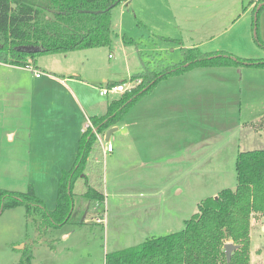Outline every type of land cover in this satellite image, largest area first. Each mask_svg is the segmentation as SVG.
Masks as SVG:
<instances>
[{"label":"rangeland","instance_id":"rangeland-1","mask_svg":"<svg viewBox=\"0 0 264 264\" xmlns=\"http://www.w3.org/2000/svg\"><path fill=\"white\" fill-rule=\"evenodd\" d=\"M164 1L117 5L111 12L109 45L40 54L37 64L30 62L39 76L26 66L0 63V188L23 192L31 183L47 207L54 208L60 172L72 165L75 157L68 150L75 147L60 148L46 141L60 137V122L87 123V111L79 109V93L93 102L118 97L121 92L100 95L98 87L107 86L104 80L129 79L140 69L136 45L165 62L182 59L181 37L164 33L171 26ZM170 1L194 6L202 0ZM240 5L241 0L224 2V17L239 20L223 33L210 35L208 48L220 45L234 56L264 59V14L262 22V11L258 18L260 45L254 35V13L241 15ZM191 36L186 35L183 45ZM186 73L190 78L185 97L170 112L175 124L170 130L160 115L142 120L138 104L116 124L109 138L114 151L103 157L100 205L76 197L69 221L53 229L44 242L35 241V226L25 218L22 206L0 214V264H17L27 247H34L32 264H104L106 253L183 229L200 200L235 188L237 154L264 149V68L197 66ZM77 74L91 86L59 80ZM137 133L143 136L141 156L152 161L140 166L135 161ZM249 259L250 264H264L260 226L251 233Z\"/></svg>","mask_w":264,"mask_h":264},{"label":"trees","instance_id":"trees-1","mask_svg":"<svg viewBox=\"0 0 264 264\" xmlns=\"http://www.w3.org/2000/svg\"><path fill=\"white\" fill-rule=\"evenodd\" d=\"M128 1L0 0V61L25 67L31 61L35 64L40 54L109 45L111 12ZM259 3L261 0H255L253 7L254 35L258 43V18L264 10V4L257 8ZM162 38L180 43L177 39ZM135 49L141 69L128 80L108 83L107 86L127 81L131 84L108 102L103 115L90 117L100 133L116 126L140 98L170 76L197 66L264 68L261 58H242L223 50L203 52L197 46H182V59L178 62H165L164 57L142 52L138 45ZM103 157L93 132H83L73 164L60 172L52 210L47 209L29 183L23 192L0 188V212L22 206L25 216L35 226V241L41 240L49 229L69 221L76 197L97 205L104 201ZM235 169V188L222 189L200 200L197 211L185 221L183 229L106 253L104 264H249L250 220L256 214L264 215V149L239 152ZM227 242L239 245L229 261L223 249ZM32 257L31 247H27L17 264H32Z\"/></svg>","mask_w":264,"mask_h":264},{"label":"crops","instance_id":"crops-1","mask_svg":"<svg viewBox=\"0 0 264 264\" xmlns=\"http://www.w3.org/2000/svg\"><path fill=\"white\" fill-rule=\"evenodd\" d=\"M225 1L227 0H202L200 3H197L196 5L192 6L190 4H187V2H182V4L174 5L170 0H165L164 4H165V8L168 10V16L170 19L171 26H170V30L164 33H166L168 37H174V38L181 37L179 39L181 40V45L183 47L197 46L198 48L202 49V51L205 50L204 52L220 50V47H222L220 45L212 46L210 44L211 47L208 48V44L212 40V38L209 39L210 35H212L213 33H218L220 31H222L221 33H223L230 26H232V24H234L237 20H239V19H235V20L233 19L230 21L231 16H229L227 19L224 17L225 8L222 5H224ZM249 1L251 2H248L247 5H244L243 0H241L240 7L241 9H243L242 10L243 13L241 15H244L248 10L251 12V14H253V7L255 4V1L254 0H249ZM131 2L132 0H129L125 4L129 5L131 4ZM263 11L261 13L262 15L260 16V22H262L263 20V14H264ZM176 31H179L181 33L179 34L180 36L178 35V32ZM183 31L186 32V34H184ZM187 34L192 35L190 37L191 40L190 42H188V44L183 45L182 41L185 40ZM161 35L166 36L165 34H161ZM204 45H206V48L204 47ZM207 49H215V50H207ZM0 63L10 65L7 63H3L1 61ZM35 64H37V62H35ZM19 67H22V66H19ZM140 69H141V65H140ZM139 70H136L135 72ZM73 76L75 78H73ZM73 76L69 75L68 77H64L63 79H59V80L61 83L65 85H67L66 81H70V82H82L83 84L91 86L90 83L86 81L85 79L81 78L79 74L73 75ZM189 78H190V75L184 72L182 74L170 76L166 79L159 81L151 92L144 95L142 98H140L136 102V104H138L139 106V110L141 111V115H142L141 119L142 120H145V118L150 119L153 116L155 117L157 115H160V117H158L160 120H166L164 126L167 127V130H170L172 126H175L174 123H171L170 112L171 110L174 111V109L176 108V104L182 101L183 98L185 97V92H186L185 89L187 87L186 83L189 80ZM103 82L104 84L108 85L107 80H104ZM99 88L100 87H98V91H99ZM113 93L118 94L119 92H113ZM79 95H80L78 96L80 98V100H78L79 109L81 112L87 111L89 115V119L92 116H100L106 112L107 104L109 101L108 102H102V101L93 102L89 100L86 95L84 96L82 92H80ZM163 114H165V116ZM59 124L61 125L60 127L62 129L60 137H58V139L46 141V142L49 145L56 144L60 148H62L63 146H66V144H71V146L74 145L75 151L74 150L71 151V147H70L68 150V153H70L73 157H75L78 139L83 134L82 132L83 126H85L87 123H84L82 125L78 123L74 125V123L61 124L60 122ZM135 137H136L135 139L136 141L135 161L136 163L139 164L138 166L143 165V162L151 163L152 161H146L141 156V153H140L142 149L141 146H142V141H143V138L141 137L143 136L141 135V133H137ZM132 145H133V138L130 139L126 147L130 149ZM113 151H114V148H113ZM30 154H31V151H29V156ZM74 159L75 158H73V160ZM168 159H166L165 161H167ZM37 193L38 192H36V194ZM18 207H15L13 209L12 208L8 209V211L15 210ZM47 209L52 210L53 208L49 209L47 207ZM2 212L3 211H1L0 214H2ZM23 212L25 216L24 208H23ZM25 218L30 222V219H28L26 216ZM263 220H264V215H259V214H256L254 217L251 218L249 236H251L253 229L257 226H260L262 229H264ZM53 229L55 228H51L48 230V232L41 239L42 242L49 240L50 232ZM35 234L37 235L36 230H35ZM32 241L33 240H31L30 242ZM33 244H36V243L33 242ZM33 248L34 247H31L32 255H33ZM33 257H32V261H33ZM249 264H250V259H249Z\"/></svg>","mask_w":264,"mask_h":264},{"label":"built area","instance_id":"built-area-1","mask_svg":"<svg viewBox=\"0 0 264 264\" xmlns=\"http://www.w3.org/2000/svg\"><path fill=\"white\" fill-rule=\"evenodd\" d=\"M110 56H111V54H109V57ZM26 67L29 68L30 70L34 71L35 76H39V72H37L35 68L33 69L31 63H29ZM130 84L131 83H128V84L127 83H119V84H115L113 86L100 87L99 92L101 95H108V93H110V92H123L127 89V87ZM87 131L93 132L96 139L100 143L101 150H102L104 155L107 153H111L113 151L112 144L109 142V140L105 141V139H104L105 135L96 130V128L93 126L90 119L87 121V124L85 126H83V128H82V132H87Z\"/></svg>","mask_w":264,"mask_h":264},{"label":"water","instance_id":"water-1","mask_svg":"<svg viewBox=\"0 0 264 264\" xmlns=\"http://www.w3.org/2000/svg\"><path fill=\"white\" fill-rule=\"evenodd\" d=\"M261 4H264V2L260 3V4L257 6V8L260 7ZM116 129H117V127H116V126H113V127L109 128V129L105 132V138H104L105 141H108V140H109L111 133H112L113 131H115ZM238 246H239V245H235V244H233V243H231V242H227V243H225V244L223 245V249H224V252H225V256H226L227 261L230 260V257H231V253H232V251L235 250L236 248H238Z\"/></svg>","mask_w":264,"mask_h":264},{"label":"bare ground","instance_id":"bare-ground-1","mask_svg":"<svg viewBox=\"0 0 264 264\" xmlns=\"http://www.w3.org/2000/svg\"><path fill=\"white\" fill-rule=\"evenodd\" d=\"M101 147V146H100Z\"/></svg>","mask_w":264,"mask_h":264}]
</instances>
